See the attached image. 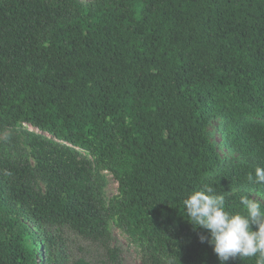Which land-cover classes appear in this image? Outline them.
<instances>
[{"label": "trees", "instance_id": "1", "mask_svg": "<svg viewBox=\"0 0 264 264\" xmlns=\"http://www.w3.org/2000/svg\"><path fill=\"white\" fill-rule=\"evenodd\" d=\"M257 166L264 0H0V264H91L59 226L121 264L111 225L142 264H219L182 201L210 185L240 211Z\"/></svg>", "mask_w": 264, "mask_h": 264}, {"label": "clouds", "instance_id": "2", "mask_svg": "<svg viewBox=\"0 0 264 264\" xmlns=\"http://www.w3.org/2000/svg\"><path fill=\"white\" fill-rule=\"evenodd\" d=\"M253 172L247 180L264 185V167L257 166ZM249 194L240 195L241 210L236 212L226 209L224 195L210 185L189 192L182 201L186 220L194 228L207 231L200 239L212 247L219 264L236 257L254 258L255 264H264V200Z\"/></svg>", "mask_w": 264, "mask_h": 264}, {"label": "rangeland", "instance_id": "3", "mask_svg": "<svg viewBox=\"0 0 264 264\" xmlns=\"http://www.w3.org/2000/svg\"><path fill=\"white\" fill-rule=\"evenodd\" d=\"M81 1H91V0H81ZM218 122L215 120L211 121L209 126V132L212 134L210 139L217 145L222 156L227 157L233 161H246V158L241 156L239 152L234 148L227 147L218 136ZM26 129L34 130L37 133H42L28 125H24ZM2 134L1 137H4ZM105 177L104 183V196L109 199L118 193V185L113 176L107 172L102 171ZM41 187L44 188V184L41 183ZM244 192L250 193L252 198H260L264 200V191L257 188H244ZM55 232L59 234L64 239L66 247L71 252L73 257L83 256L90 261L91 264H115L111 262L105 253L102 246L93 243L91 241L84 240L68 227L59 226L56 228ZM111 235L113 237L112 245L120 248V259L121 264H142L141 263V253L140 247L122 230L116 225H111Z\"/></svg>", "mask_w": 264, "mask_h": 264}]
</instances>
